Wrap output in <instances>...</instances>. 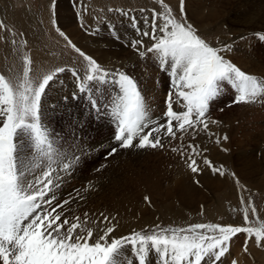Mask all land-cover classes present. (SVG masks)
I'll use <instances>...</instances> for the list:
<instances>
[{
	"label": "snow or ice",
	"instance_id": "obj_1",
	"mask_svg": "<svg viewBox=\"0 0 264 264\" xmlns=\"http://www.w3.org/2000/svg\"><path fill=\"white\" fill-rule=\"evenodd\" d=\"M159 4L162 11L152 10L149 30H140L136 17H130L133 28L149 41V45L145 46L143 39H137L132 41L131 46L140 57L151 55L159 61L161 70L170 75L173 91L166 99L163 122L154 120L137 82L117 70V76L111 82L119 91L115 98H111L109 93V98L116 122L114 140L120 148L158 149L165 147L162 143L164 138L182 139L185 135L195 138L200 131L213 135L208 131L209 123L217 121L206 114L209 103L221 94L224 82L229 83L237 93L234 104L253 103L264 96V80L246 74L225 58L224 53L230 51V46L213 47L187 21L184 0H179L176 14L164 0H159ZM144 24H149L148 17L144 18ZM2 27L4 25L0 21ZM12 42L16 43L15 40ZM67 43L87 61L83 80L93 88L95 84L109 82L110 72L71 40ZM23 61L25 67L15 85L0 74L2 264H150V253L159 258L160 264H202V261L204 264H223L221 258L228 252V242L236 234L245 233L249 239L254 236L257 246L264 241V227L203 223L187 228L160 229L151 235L135 232L110 239V234L115 231L113 225L106 227L97 239H92V229L86 226L87 213L83 221L80 217L70 220L65 214L67 205L77 198L84 199L80 192L77 190L75 197L63 201H58L56 197L63 174L70 172L78 158L74 153L66 152L63 145H57L54 134L41 122V100L46 95V89L66 69L55 68L39 81H33L30 77V57L24 55ZM89 91L88 85L79 82L78 92L87 94ZM88 102L97 113L103 107L99 97H95V91ZM174 103L182 105L184 110L174 111ZM223 139L227 140V136ZM215 142L220 143L219 136ZM116 151L117 148L113 147L108 155ZM172 151L180 153L193 173L200 171L196 159L201 155L198 145L188 144L172 148ZM203 163L214 173L223 174L222 166H213L207 157L203 158ZM240 200L243 220L245 224H250L249 210L255 214V206L251 201L245 204L243 196ZM99 223H108V218L103 217ZM126 247L136 252L132 260L124 258ZM233 264L236 262L233 261Z\"/></svg>",
	"mask_w": 264,
	"mask_h": 264
},
{
	"label": "rangeland",
	"instance_id": "obj_2",
	"mask_svg": "<svg viewBox=\"0 0 264 264\" xmlns=\"http://www.w3.org/2000/svg\"><path fill=\"white\" fill-rule=\"evenodd\" d=\"M197 1L199 0H184L183 7L187 21L193 25L198 34L213 47L222 48L224 45L230 46L231 51H228V54L224 53L225 58L245 73L264 76V72L261 70H251L248 69L245 64L240 63V61H243V63L245 60L248 61L243 54L248 49L249 52L253 53V55L250 54L252 56L251 58H253L256 62L261 61L264 63V41L257 38V35H264V29L260 30L262 33L258 32L252 35L254 36V39L248 38L249 36L246 38V35H243L241 32H233V30H231V22H229L228 19L229 15L230 21H232L234 20L235 15H240L242 11H236L233 6L227 3H224L222 6L217 8V12H213V16L210 19H207L203 25H200L199 23L196 24L197 20L195 16H191L190 10H193L192 8L198 4ZM164 2L172 8L174 14L178 12L179 0H164ZM0 4V21H2L4 25V27L0 28V74H3L14 85L17 83L18 77L22 75L25 67L23 56L27 55L31 59L30 77L33 81H39L47 72L58 67H63L68 70L66 69L64 72L60 73L62 76L59 79L62 80L58 81L59 84L57 85V88L61 89V87L64 86L68 90L71 89L72 82L67 79L66 76L69 75V72L66 71L75 70L86 74L87 69V61L80 57L78 53L68 45L67 41L71 40L76 47L80 48L87 55L95 59L97 63L100 64L106 71L115 75L117 74L116 71L119 70L120 72L132 77L137 82V85L140 87L143 94L154 98V103L162 101L165 98V94L167 95L169 87H166V83L163 81V76H160V73L155 66H153L155 70H148L149 66L147 65L146 58H141L131 44L128 41H125L124 34L131 31L133 26L132 22L126 19V16L123 13L128 10V15H131V12L139 11L141 15L151 16L153 9L157 12L162 11L159 0H69V5L72 9L71 11L77 18V28L81 29L82 34L89 35V38H93L100 34L110 40H113L117 46L123 45L124 47L129 48L130 54L128 57L123 59L117 58L114 61H101L95 56L99 54V48L97 49L95 46H92V44L86 48L84 45L75 41V39L67 32L58 20L59 17L57 9L60 7L59 0H0ZM109 9H112L113 11H109ZM116 10H123V12ZM201 10L205 9L201 8ZM262 15L264 16L263 13ZM21 20L22 22H20ZM140 25L143 26V28L147 27L145 24ZM148 27L150 29V23L148 24ZM110 28H114L115 32L112 33ZM239 28L242 30L244 29L243 27ZM244 30H246V28ZM117 32H119V38H117V35L115 34ZM132 32L133 31L127 33L126 35H130L132 37ZM61 33H63V35H61ZM141 39L144 40L145 46L149 45L147 38ZM13 40H15L16 43H13ZM90 40L91 39H89V41ZM253 40L256 42L258 40L257 44L255 41V44H253L251 42ZM93 42L94 40H92V43ZM246 69H248L250 73ZM151 72H155V75ZM51 85L48 89H46V95L41 100V122L54 134L57 144L68 141V145H70V141L73 137L69 138L70 133H68L67 130L65 131V128L70 126L69 123L66 124L67 122H63L62 112H57L58 116L56 117V120L53 119V115H48L47 117L44 115L43 99L48 93L50 94ZM154 90L155 92H153ZM57 96L58 94L55 93L53 97ZM173 99H175V97H173ZM257 103L260 104V107L264 105V101H257ZM55 104L56 102L53 103L52 106ZM246 105L247 103L234 104L220 109L218 112L215 110L214 114L208 116L211 120L217 121V123L214 124L209 123L208 131L213 135L200 131L194 139L188 135L183 137L184 140L180 139V143L182 141L183 142L178 146V148L183 144L186 146L187 144L185 141H188V144L198 145L201 150V155L196 157L200 169L199 172L195 173L197 176L194 175V178L197 180H200V176L210 169L203 163L204 157H207V159L212 162L213 166L217 168L222 166V175L225 176L227 180L226 186L220 191L211 190L207 193V195V190H203L206 197L204 198L203 196L202 198L205 201H200L198 198L196 199V196L194 198L191 196L190 199H186L181 197L179 198L175 193H167V191L170 190L169 187L172 180L190 170L179 152H176L175 156L172 152H170V149H135V147H133L117 150L115 154L109 155L107 158H102V152L98 151L97 153H93L94 150L101 145L103 141L102 138L97 139L95 142L97 145H94V148L90 145L86 146V143L84 141L82 142V144L85 145L83 148H88V150L92 153L90 155H88L89 153H86L84 156L86 152L84 151L83 155L77 153L75 156L78 158L77 160L83 159L84 157H90V163L84 166L83 169H76L73 167L69 173H73L84 180L83 182L76 181L81 186L83 185V188L90 186L101 189L106 185L112 184V181L108 179L107 168H105L106 166L108 167L107 162L110 163V161H112V164H115V167L118 168L115 175L114 185L111 189V191L115 190L116 193H107L104 198H102L100 203L99 197H96L93 200L90 198L87 200L82 199L85 203L83 205L80 204V206H77L76 208L72 207V204H69V206L67 205L65 207V214L70 220L72 217H80L83 221L84 214L87 213L88 217L86 226L92 229L93 235L97 238L99 235L103 234V230L106 229V227L114 225L115 231L110 234V239L126 237L135 232H140L144 235H151L153 232H158L160 229L187 228L190 225L198 223L220 224L222 226H251L253 228L264 227V147L262 149L260 145L261 142L264 143V139L260 142L258 137H252L251 134L254 133L253 130L251 132L249 131L250 133L247 135L245 132V122L242 128L239 129L236 127L237 125L240 126L242 123L241 115L245 114V112H250V109H246ZM78 118L82 124L81 128L83 129L84 134L88 133L91 138H95L100 134L102 137L106 136V133L104 134L103 131L98 129L99 127L90 126L88 121H86L80 113ZM65 124L66 126H64ZM261 130L264 132V123ZM95 133L98 135H95ZM178 135H180V133H177V136ZM217 136L220 137L219 144L215 142V138ZM224 136H227V140L223 139ZM81 138H83V134L78 135V139ZM99 140L100 142L98 143ZM173 140L174 139L169 140L164 138V140L162 139V143L164 142L163 144L166 146L167 143L170 144ZM240 140L250 143L252 147L250 144H246L245 147L243 142ZM240 146L245 149L247 148L248 151H250L251 148L255 149L257 147V152L255 154L253 152L249 153V156L251 155V157L252 155H256L255 160H257V173H253L252 171H250L251 173L246 171L247 174L240 172V162L236 156L238 152L244 151ZM221 152L227 156L225 158L222 157ZM162 155H165V157L156 162L159 163L158 166L160 165L159 168L157 166L158 170L156 172L157 179L161 183L159 194L155 193L152 197L150 196L151 198L147 197V200L145 197L136 196L131 209L127 211L126 215L119 214L113 210L111 208L112 206L110 201L107 203V198L110 197V200L115 198L116 200L118 195L122 193L121 190L124 187L121 189L118 188L120 186H124L125 183L126 186H129L126 177H129L130 173L134 171L136 167H139V165H137L136 167L131 166L128 168L126 167V161H135L145 156L160 158ZM111 167L114 169V165ZM189 172L193 173L191 170ZM249 176H252L253 178ZM252 180H255L256 182H253ZM73 182L75 181L70 179L69 182H67L68 184L65 183L62 185L65 189H68L70 186H76L74 189L81 188L78 184H73ZM195 184L198 187L200 186L196 182ZM62 185L60 188L63 187ZM200 188L204 189L203 187ZM56 196L58 201L70 199L68 195L60 196L57 192ZM241 196H243L245 204H248L249 201H251L256 209L255 214L249 210L248 215L250 224H245L243 220V214L240 210L242 208L240 200ZM129 206L130 205H128L127 208ZM103 217L108 218V223H99ZM119 227H125L126 233L117 237L115 235L120 229ZM246 240L247 251H245ZM254 240V236L249 239L245 233H238L233 236L228 242V252L221 258L223 264H233V261H235L236 264H264V252L259 251L256 254L251 251L254 245ZM131 250L132 249H130L131 254L135 257L136 252ZM148 261H150V264H160L159 258L154 253H150ZM202 264H204L203 261ZM217 264H219V262H217Z\"/></svg>",
	"mask_w": 264,
	"mask_h": 264
},
{
	"label": "bare ground",
	"instance_id": "obj_3",
	"mask_svg": "<svg viewBox=\"0 0 264 264\" xmlns=\"http://www.w3.org/2000/svg\"><path fill=\"white\" fill-rule=\"evenodd\" d=\"M197 3L198 4L194 8H192L193 10H190L191 16H193V17L195 16V18L197 20L196 24L199 23L200 25H203V23L207 19H210L213 16V12H217L216 11L217 8L222 6L224 3H227V4H230L231 6H233L236 9V11H239V12L242 11L240 13V15L239 14L235 15L234 20H232V21H230V15H229V18L226 15L227 18L229 19V22H231V26H232L231 28L232 29L231 28L230 29L233 30V32H241L243 35H246V38L249 36L248 38L254 39V36H252V35H254L258 32L262 33L260 30L264 29V16L262 15V13L264 14V0H199V1H197ZM59 6L60 7L57 6L58 7L57 14L59 17L58 20L60 21L61 25L67 30V32L75 39V41L77 43L84 45V47H86V48H88V46L91 44H92V46H95L97 49L99 48V54L95 55L96 58H99L101 61H114L117 58L123 59V58L128 57V55L130 54L129 48L124 47L123 45L117 46L113 40H110L107 37L100 35V34H98L96 36L94 35L95 37L92 36L93 38H89L90 37L89 35L82 34L81 29L77 28V18L75 17L73 12L71 11L72 9L69 5V0H59ZM202 6H204V7H202ZM201 8L202 9L204 8L205 10H201ZM206 10L209 12H207ZM18 17H19V15H18ZM20 22H22V20ZM239 27H243L244 29L246 28V30H244V29L242 30ZM147 28H149L148 25H147ZM257 38H259V35H257ZM89 39H91V40L89 41ZM240 39H241V37H240ZM92 40H94L93 43H92ZM237 41H238V39H237ZM254 41L255 40H253L251 42L253 44H255L256 41L255 42ZM257 42H258V40H257ZM257 42H256V44H257ZM243 47H244V45H243ZM247 47H248V45H247ZM243 54L247 58L248 61L245 60L244 63H243V61H240L241 64H245L246 67H248V69L255 70V71L261 70L262 72H264V63L261 61L256 62L253 58H251L252 56L250 54L253 55V53L249 52V49L247 51H245V53H243ZM240 60H241V58H240ZM242 60H243V58H242ZM146 62H147V65L149 66L148 70H152V69L155 70L153 67L154 65L152 64V62L149 58L146 59ZM245 65H243V66H245ZM247 65H249V66H247ZM248 69H246V70H248ZM66 72H70V71H66ZM248 72H249V70H248ZM151 73L155 75V72L154 73L151 72ZM156 75H158V74H156ZM61 76H62V74H60L57 77V81L51 85L50 94L48 93L47 96L43 99L44 115H46V117L48 115H53V119L56 120L57 119L56 117L58 116L57 112L60 111L63 114V116H62L63 122H67L66 124L69 123L70 127L65 128V131L67 130L68 133H70L69 138L73 137L70 141V145H68V141L63 142V143H59V144L56 143L57 145H63L65 151L68 152L69 154H72V153L77 154L78 153L80 155H83L84 151H86L84 156L86 155V153H89L88 155H90L92 152H90V150H88V148L85 149L83 147L85 145L86 146L90 145L93 147L94 145H97L95 143L97 141V139H102L105 137H102V135L100 134L101 137L99 135L95 138H91L88 135V133L84 134V131L81 128L82 124L80 123V120L78 118V115H79V113L77 112L78 110L76 109L73 102L71 100H69L70 89L68 90L64 86L61 87V89L57 88V85L59 84L58 81L62 80V79H59V78H61ZM70 76L71 75L69 73V75L66 76L67 79L71 80ZM68 85H70V84H68ZM151 88H153V87H151ZM53 90H54V92H53ZM153 92H155V90ZM55 93L58 94L57 97H53ZM51 97H52V99H51ZM55 102H56V104L54 106H52V104ZM51 109H53V110H51ZM246 109L247 110L250 109L249 110L250 112H245V114L241 115L242 123L240 126L237 125L236 127H238L239 129L242 128V126H244V122H245L246 134L249 135V133L253 130L254 133L251 134L252 137H258L260 139V142H261V140L264 139L263 138L264 132H262L263 130H261L263 123H264V105H262V107H260V104L257 102L247 103ZM68 120H69V122H68ZM239 121H237V122H239ZM66 124L64 126H66ZM49 125H50V123H49ZM79 134H83V138L78 139ZM243 134H245V133H243ZM95 135H98V134L95 133ZM74 137H77V138H74ZM177 137H180V135H178ZM182 140H184V138H182ZM83 141L86 143L85 145L82 144ZM240 141L243 142L242 140H240ZM99 142H100V140L98 141V143ZM182 142L180 143V139H174L173 141H171L170 144L167 143V145L164 148L170 149L171 150L170 152H172V154H174L176 156V152L172 151V148H178V146L181 145ZM185 142L188 145L189 142L188 141H185ZM258 143H259V141H258ZM246 144H250V143L243 142V145H245V147H246ZM260 145H261V148L263 149L264 143L261 142ZM182 146H185V145L183 144ZM182 146H180V147H182ZM250 146H251V144H250ZM164 148H160V149H164ZM241 149H243L244 151L238 152L236 155L238 157V161L240 162V166H239L240 172H244L247 174V172L249 173L250 171H252L253 173H257V171H258L256 169V161L257 160H255L256 155H252V157H251V155L249 156L250 152H253L254 154L257 152V147L255 149L251 148L250 151H248L247 148L245 149L243 147H241ZM204 155H205V153H204ZM206 156H209V155H206ZM221 156L225 158L227 155L221 152ZM95 157H97V156H95ZM164 157H165V155H162L160 158L152 157V156H145V157L139 158L135 161L134 160H127L126 161V164H127L126 167H128V168L131 166L136 167L137 165H139V167H136V169L130 173L129 177H126L128 180L129 186L128 185L126 186V183H125L124 186H120L118 188V189H121L124 187L121 190L122 193L118 195L116 200H115V198L113 200H110V197L107 198V203H108V201H110V204L112 206L111 208L113 210H115L116 212H118L119 214L126 215L127 211H129L131 209V206L133 205L134 199L136 196H138V197H150L151 196L152 197V195H154L155 193L159 194L161 183L157 179L156 172H157L160 165L158 166L159 163H156V162H158V160H162V158H164ZM84 158L77 160L74 163L73 167L76 169H83L84 166H86L87 164L90 163V159H91L90 157H84ZM92 158H93V156H92ZM107 165L109 168L107 166L105 168H107L106 170H107V174H108V179H110L112 181L111 185H106L105 187H102L101 189H98L95 187H90V186L83 188L82 187L83 185L81 186L80 184H78L76 182V181H82L83 182L84 180L82 178L78 177L77 175H75L73 173H72L73 175L70 173H67V174H63V180H62L61 185L69 182V180L72 179L75 181V182H73V184H75V185L78 184L81 188L74 189L76 186H74V187L70 186L71 188L69 187L68 189H65V187L62 185L63 187L59 188V190L56 192L60 196L61 195H68L69 197H75L76 191L78 190L80 192V194L84 197L85 200H87L88 198L93 200L96 197H99V203H100L102 198H104V196L107 193L108 194H115L116 193L115 190L111 191V189L113 188L115 175L118 171V168L115 167V164H112V161H110V163L107 162ZM113 165H114V169H112V167H111ZM157 166H158V168H157ZM132 169H134V168H132ZM185 170H187V169H185ZM189 171H187L184 174H181L180 176L176 177V179L172 180V183L170 184V187H169L170 190L167 191L168 194L175 193L178 195L179 198L181 197V198H186V199H190L191 196L193 198L196 196V199L198 198L200 201H205L202 198L203 196H204V198L206 197L204 195L205 192H203V190H205V189L207 190L206 191V195H207V193L211 190L220 191L223 187L226 186V182H227L226 177L219 174V173H214L210 169L208 171H206L205 173H203L201 176L199 175L200 180H197L196 178H194L195 177L194 175H196V174L191 173ZM93 174H95V173H93ZM98 177H100V176H98ZM249 177L253 178L252 176H249ZM252 181L254 182L255 180H252ZM131 182L133 183V189H132V183ZM195 182L200 186L198 187L195 184ZM88 184H89V182H88ZM200 187H203L204 189H201ZM196 199H195V201H196ZM84 203L85 202L83 200L77 198L75 200V202H72L70 204H72V207L76 208L77 206L79 207L80 204L83 205ZM153 204H155V203H153ZM128 205H130V206L127 208ZM96 210H98V209H96ZM81 220H82V218H81ZM119 228L120 229L118 230V232L115 235L117 237L126 233L125 227H119ZM92 239H97V237H95V235H93ZM89 243H91V240L89 241ZM251 251L253 253H256V254L259 251L264 252V241L261 242L260 246H257L256 240H254V245H253ZM123 255H124V258L126 260H132L134 258V256L130 252V248H127V247H126L125 253Z\"/></svg>",
	"mask_w": 264,
	"mask_h": 264
}]
</instances>
